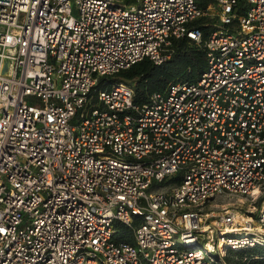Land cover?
<instances>
[{"label": "built area", "instance_id": "built-area-1", "mask_svg": "<svg viewBox=\"0 0 264 264\" xmlns=\"http://www.w3.org/2000/svg\"><path fill=\"white\" fill-rule=\"evenodd\" d=\"M181 38L206 51L198 80L144 104L112 80ZM233 196L261 198L254 226L205 210ZM257 245L264 0L0 2V264H228Z\"/></svg>", "mask_w": 264, "mask_h": 264}, {"label": "trees", "instance_id": "trees-1", "mask_svg": "<svg viewBox=\"0 0 264 264\" xmlns=\"http://www.w3.org/2000/svg\"><path fill=\"white\" fill-rule=\"evenodd\" d=\"M201 27L204 34L209 32L208 26L201 24ZM206 66V51L186 38H181L174 42L171 58L162 65H156L151 60L144 59L121 71L112 80L129 85L135 81L134 101L144 104L152 93L164 90L171 82L198 80ZM115 226L120 230L119 241H133L132 229L121 222H117ZM229 252L236 255V260L226 256L228 264H264V247L260 245L238 252L232 250Z\"/></svg>", "mask_w": 264, "mask_h": 264}, {"label": "rangeland", "instance_id": "rangeland-1", "mask_svg": "<svg viewBox=\"0 0 264 264\" xmlns=\"http://www.w3.org/2000/svg\"><path fill=\"white\" fill-rule=\"evenodd\" d=\"M134 83L135 81L132 83V86ZM29 101H31L32 103H36L37 100H35L34 98H29ZM260 206V197L257 200H254L251 196L217 197L207 205L205 210L215 209L217 213L223 208H228L237 214V217L243 225L249 226V224L252 223L254 226L257 220V216L260 212ZM251 218L253 219V221L251 220ZM260 246L264 247V245ZM226 253L227 257L232 260H236V255L234 253H230L229 251H227ZM213 256L217 257V253L215 252Z\"/></svg>", "mask_w": 264, "mask_h": 264}, {"label": "water", "instance_id": "water-1", "mask_svg": "<svg viewBox=\"0 0 264 264\" xmlns=\"http://www.w3.org/2000/svg\"><path fill=\"white\" fill-rule=\"evenodd\" d=\"M0 2L9 3V0H0Z\"/></svg>", "mask_w": 264, "mask_h": 264}]
</instances>
